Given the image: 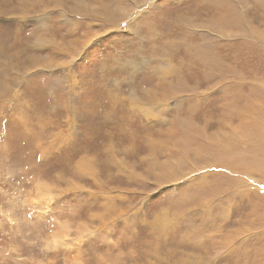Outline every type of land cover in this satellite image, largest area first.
<instances>
[{"label": "rangeland", "instance_id": "obj_1", "mask_svg": "<svg viewBox=\"0 0 264 264\" xmlns=\"http://www.w3.org/2000/svg\"><path fill=\"white\" fill-rule=\"evenodd\" d=\"M0 264H264V0H0Z\"/></svg>", "mask_w": 264, "mask_h": 264}, {"label": "bare ground", "instance_id": "obj_2", "mask_svg": "<svg viewBox=\"0 0 264 264\" xmlns=\"http://www.w3.org/2000/svg\"><path fill=\"white\" fill-rule=\"evenodd\" d=\"M233 25V24H232Z\"/></svg>", "mask_w": 264, "mask_h": 264}]
</instances>
